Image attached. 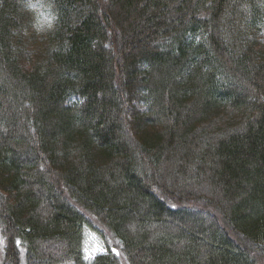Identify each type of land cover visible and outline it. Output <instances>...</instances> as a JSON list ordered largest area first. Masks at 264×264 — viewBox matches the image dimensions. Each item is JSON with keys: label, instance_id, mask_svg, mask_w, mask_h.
Masks as SVG:
<instances>
[{"label": "trees", "instance_id": "obj_1", "mask_svg": "<svg viewBox=\"0 0 264 264\" xmlns=\"http://www.w3.org/2000/svg\"><path fill=\"white\" fill-rule=\"evenodd\" d=\"M0 264H264V0H0Z\"/></svg>", "mask_w": 264, "mask_h": 264}, {"label": "rangeland", "instance_id": "obj_2", "mask_svg": "<svg viewBox=\"0 0 264 264\" xmlns=\"http://www.w3.org/2000/svg\"><path fill=\"white\" fill-rule=\"evenodd\" d=\"M38 11L40 12H38L39 20L46 21L47 16L43 14L45 12L41 10V8H38ZM106 242L110 245V248L113 252L118 253L117 249L113 247L114 241L111 238L109 239L108 237H106ZM106 242H102L93 231L89 229L85 230V239L83 245L85 257L91 258L97 253L104 252L106 250Z\"/></svg>", "mask_w": 264, "mask_h": 264}]
</instances>
